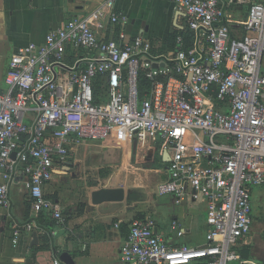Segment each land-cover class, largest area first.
<instances>
[{"label":"built area","instance_id":"obj_1","mask_svg":"<svg viewBox=\"0 0 264 264\" xmlns=\"http://www.w3.org/2000/svg\"><path fill=\"white\" fill-rule=\"evenodd\" d=\"M171 2L191 33L172 53L155 55L150 40L131 38L129 16L105 0L13 54L0 92V206L11 208L19 185L32 203L31 221L14 226V247L23 234L46 233L43 213L64 225L46 188L74 147L137 140L169 156L161 196L205 204L209 236L203 247H172L152 217L135 220L122 263L260 264L237 249L252 233L253 187L264 186V0ZM239 6L248 9L242 22L230 14ZM106 24L116 38L98 37L95 26Z\"/></svg>","mask_w":264,"mask_h":264},{"label":"crops","instance_id":"obj_2","mask_svg":"<svg viewBox=\"0 0 264 264\" xmlns=\"http://www.w3.org/2000/svg\"><path fill=\"white\" fill-rule=\"evenodd\" d=\"M104 2L0 0V92L8 89L6 74L17 50L43 44L50 32L74 17L88 16ZM117 8L130 18L128 35L150 40L155 55L178 49L171 43L172 36L177 30L184 32L186 23L171 0H118ZM230 14L234 21L242 22L248 9L235 7ZM95 30L101 39L117 36L109 24L103 29L95 26ZM134 142L86 141L74 147L46 188L48 198L63 210L64 225L56 224L45 234H23L17 247L13 244L14 226L32 216V203L21 185L13 187L11 208L0 206V264H53L64 252H69L76 264H123L121 249L132 223L146 217L155 220L157 232L172 247L205 246L209 236L205 204L191 200L177 204L174 196H161L159 185L170 179L164 154L161 165H156L158 148L142 147L138 141L135 151ZM108 169L112 176L106 175ZM117 188L125 190L123 202L92 203L93 192Z\"/></svg>","mask_w":264,"mask_h":264},{"label":"trees","instance_id":"obj_3","mask_svg":"<svg viewBox=\"0 0 264 264\" xmlns=\"http://www.w3.org/2000/svg\"><path fill=\"white\" fill-rule=\"evenodd\" d=\"M176 32H177V34L172 36L173 40L171 41V43L173 44V46H176V44H177L176 40L180 34L185 37L188 44L190 43L191 33H189L187 29L184 32L178 31V30ZM149 88H150V84H149L148 80L146 79L145 74L142 72L140 79H139V91H140V99L141 100H143L146 97V95L149 93ZM157 157L158 156L156 155L154 158V162L156 163V165L158 163H160V162H158ZM161 159H162V157H161ZM160 165H161V163H160ZM26 221H31V217L29 219L27 218ZM38 223L46 231H48L49 229L51 230L52 227H54L57 224L56 221L53 220L46 213L41 214V216L39 217ZM263 239H264V235H263ZM237 251L242 256V259H244V260H254L260 264H264V247H260L258 244L254 243L252 246H249V247L243 248V249L238 248Z\"/></svg>","mask_w":264,"mask_h":264},{"label":"rangeland","instance_id":"obj_4","mask_svg":"<svg viewBox=\"0 0 264 264\" xmlns=\"http://www.w3.org/2000/svg\"><path fill=\"white\" fill-rule=\"evenodd\" d=\"M152 147L158 148V162L162 163L161 152L158 146L151 145ZM107 176H112V171L110 169L106 170ZM105 172V171H104ZM104 172H101V175ZM254 211H253V229L249 238L246 240V243L242 244L238 248H247L252 246L254 243L258 244L260 247H264V186L253 187V196H252Z\"/></svg>","mask_w":264,"mask_h":264},{"label":"water","instance_id":"obj_5","mask_svg":"<svg viewBox=\"0 0 264 264\" xmlns=\"http://www.w3.org/2000/svg\"><path fill=\"white\" fill-rule=\"evenodd\" d=\"M154 67L157 68L158 66L155 64ZM137 147H138V141L135 140L134 142L135 151L137 150ZM13 157L15 158V155ZM169 161H170L169 156L166 153H164L163 162L166 164V170H168L167 165ZM91 197H92V203L94 205H100L107 202H117V203L123 202L125 200V190L123 188L100 189L93 192ZM37 240H38V236L35 234L33 242L36 243ZM60 260L64 264H76L75 260L73 259V257L70 255L69 252H64L60 257Z\"/></svg>","mask_w":264,"mask_h":264}]
</instances>
